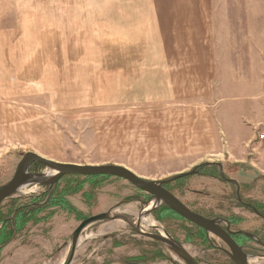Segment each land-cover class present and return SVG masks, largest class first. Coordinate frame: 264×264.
<instances>
[{
  "label": "rangeland",
  "instance_id": "rangeland-1",
  "mask_svg": "<svg viewBox=\"0 0 264 264\" xmlns=\"http://www.w3.org/2000/svg\"><path fill=\"white\" fill-rule=\"evenodd\" d=\"M27 152L58 163L117 165L154 182L218 165L238 190L191 174L188 187L218 201L231 186L238 194L248 185L242 198L264 204L257 169L264 157V0H0V185ZM29 172L50 171L32 164ZM76 182L80 191H69ZM57 186L83 219L60 209L39 214L3 249L0 264H67L82 221L110 212L135 226L145 203L112 176L63 177ZM52 192L29 185L11 198ZM202 199L191 193L185 200ZM234 213L246 233L264 230L253 211ZM152 214L155 226L141 222L140 230L164 232ZM129 223L86 226L69 264H125L150 251L156 241ZM183 247L198 264H230L221 252ZM163 251L166 260L144 264H183Z\"/></svg>",
  "mask_w": 264,
  "mask_h": 264
},
{
  "label": "trees",
  "instance_id": "trees-1",
  "mask_svg": "<svg viewBox=\"0 0 264 264\" xmlns=\"http://www.w3.org/2000/svg\"><path fill=\"white\" fill-rule=\"evenodd\" d=\"M204 168H207L208 170L206 172H199V169H203L199 167L198 170H196L195 174H191V176H200L202 178L215 180L221 185H227V183L222 181L223 179H225L224 175L223 178H220L221 175L218 165H205ZM191 176L186 175L181 178H174L172 180L164 181L163 188L169 193H171L173 196H175L191 212L200 215L206 219L222 218L226 220L229 223L230 231L234 233L232 239L236 242L238 246L244 248L245 242L249 239L241 235L239 232L246 233V231H244L245 229L241 228V225L245 222V220L239 214H235L234 209L248 211L251 210L253 212L255 211L254 213L258 216L259 221H264V204L254 205L251 202H247L242 198V190L246 191L247 188L250 189L248 185L241 186L240 192H238V194L235 193V187L231 186L230 188L233 189L230 195L221 196L219 197L218 201L213 199L206 200V198L211 197L206 195V193L202 191L190 189L188 187V177ZM65 177L69 178L79 176ZM109 178H111V176L83 177V179L93 180L97 182L105 181ZM62 180L63 178H61L55 185L49 187L53 190V192L49 196L43 193L36 197H31L27 201L14 200L10 197L6 200V202L0 204V254L2 253L3 249L12 241H14L16 236L20 232H22L29 224H34L41 220L42 218H40L38 215L41 213H45L47 210L60 209L64 213L74 215L76 219L80 221L83 219L81 213L76 212L65 197L69 191H80L82 184L76 182L69 187L68 192H58L56 188ZM177 181L178 183H176ZM135 191L138 194L143 195L142 198L145 202L150 198L149 195L139 190ZM191 193L203 197V199L199 203L186 202V197L189 196ZM84 195L85 197H90V194L84 193ZM131 201L133 200H128V202ZM152 215L158 223H165L166 227L164 229V232L177 244L197 246L203 251H210L215 249L210 243H208L205 233L202 229L190 224L189 222L178 216L175 212L170 210L167 206L161 205L160 208L155 210ZM263 226L264 224H261L260 228H262ZM262 233L264 235V230H253L251 234L257 236L259 240L264 243V236L262 235ZM217 242L219 241L217 240ZM219 243L220 245L217 244V253L221 252L218 248L224 246L223 244H221V241ZM113 245L115 247H121L123 244L118 241H114ZM152 246L153 248L151 247L152 249L150 251L145 252L140 257L129 258L125 264H144L147 259H149V261H151L152 259L166 260L164 259L165 254L163 249H165V251L167 252L168 249L160 246V244H158L157 242H154ZM228 263L231 264L229 260Z\"/></svg>",
  "mask_w": 264,
  "mask_h": 264
},
{
  "label": "water",
  "instance_id": "water-1",
  "mask_svg": "<svg viewBox=\"0 0 264 264\" xmlns=\"http://www.w3.org/2000/svg\"><path fill=\"white\" fill-rule=\"evenodd\" d=\"M32 164H40L45 169H48L50 172H29L30 166ZM193 173L194 172L188 174H181L179 175V178ZM220 175L223 178L221 168ZM65 176H112L126 181L137 190L151 196L150 201L142 203V214L138 216V220L136 221L135 226L129 223L127 217L111 216L110 212L95 215L82 221L72 234L71 251L67 264H69L73 258V253L80 232L90 224L105 220H121L126 223H129L133 227V230L136 234L144 238L154 240L166 246L168 250L171 251L176 257H178L184 264H196L193 258L185 251L183 247H181L179 244L169 238L163 231H159L157 227H155V229L159 231L158 234L145 233L140 230L142 219L146 216H150L161 205L167 206L170 210L175 212L184 220L202 229L206 234H210L220 240L228 248V251H225V253L234 264H247V260L249 257L245 255L242 252L241 248L237 246L235 242L231 239V232L229 231L228 226L226 230L221 228L220 224L225 223L224 220H208L203 218L202 216L191 212L175 196H173L171 193H169L163 188V182H154L142 179L130 170L117 165L97 166L58 163L51 160H47L32 152H27L18 162L12 178L4 185H0V204L11 196L19 194L20 190L26 186L39 185L42 187H51ZM223 180L235 186L238 190V183L236 181L226 179ZM150 204L151 206H149ZM145 208H148V210L143 212ZM239 233L250 239H256L254 236L249 235L247 233Z\"/></svg>",
  "mask_w": 264,
  "mask_h": 264
},
{
  "label": "flooded vegetation",
  "instance_id": "flooded-vegetation-1",
  "mask_svg": "<svg viewBox=\"0 0 264 264\" xmlns=\"http://www.w3.org/2000/svg\"><path fill=\"white\" fill-rule=\"evenodd\" d=\"M239 189V188H238ZM151 200V196H150V198L146 201V202H148V201H150ZM145 202V203H146ZM149 206H151V204L149 205ZM186 207V206H185ZM148 210V208H145L144 209V211L143 212H145V211H147ZM255 212V211H254ZM200 216V215H199ZM146 218H148V220L150 221V222H152L150 219H149V216H147ZM204 218V217H203ZM206 219V218H205ZM215 219H222V218H214V219H208V220H215ZM222 220H224V219H222ZM225 221V223H221L220 224V226H221V228H223L224 230H226V228H227V226H228V228H229V231H230V226H229V223L226 221V220H224ZM142 222H143V219H142ZM188 222V221H187ZM144 223V222H143ZM146 226H147V224L146 223H144ZM191 224V223H190ZM148 226H150V227H154L155 225H153V222L152 223H150ZM224 226V227H223ZM198 228V227H197ZM159 232V231H158ZM231 232V231H230ZM165 233V232H164ZM205 233V232H204ZM155 234V233H154ZM156 234H158V233H156ZM166 234V233H165ZM248 234V233H247ZM234 235V233H232L231 232V234H230V237H231V239H232V236ZM242 235V234H241ZM249 235H251V234H249ZM205 236H206V239H207V241H208V243H210L215 249H213V251H216V249H217V238H215L214 236H212V235H210V234H206L205 233ZM244 236V235H243ZM246 237V236H245ZM256 239H250V238H248V237H246L247 239H249L250 241H253V242H256L257 243V247H259V248H256V249H254V250H252V249H249V248H247V247H244V248H242V247H240L241 248V250H242V252L245 254V255H247L249 258H248V260H247V264H249L250 263V261L251 260H254L255 258H258V259H263L264 260V243H262L260 240H257V239H259L257 236H254ZM233 240V239H232ZM234 241V240H233ZM235 242V241H234ZM235 244H236V242H235ZM237 245V244H236ZM181 247H183L184 245H180ZM238 246V245H237ZM224 247L225 248H223V247H219L218 249L229 259V257L226 255V253H225V251H228V248L224 245ZM184 248V247H183ZM168 249V248H167ZM185 249V248H184ZM186 251V250H185ZM187 252V251H186ZM188 253V252H187ZM189 254V253H188ZM194 260V259H193ZM230 260V259H229ZM195 261V260H194ZM231 261V260H230ZM232 262V261H231ZM195 263L197 264V262L195 261ZM233 263V262H232ZM184 264V263H183ZM234 264V263H233Z\"/></svg>",
  "mask_w": 264,
  "mask_h": 264
},
{
  "label": "crops",
  "instance_id": "crops-1",
  "mask_svg": "<svg viewBox=\"0 0 264 264\" xmlns=\"http://www.w3.org/2000/svg\"><path fill=\"white\" fill-rule=\"evenodd\" d=\"M261 165L258 166V171L264 174V157L260 158Z\"/></svg>",
  "mask_w": 264,
  "mask_h": 264
},
{
  "label": "bare ground",
  "instance_id": "bare-ground-1",
  "mask_svg": "<svg viewBox=\"0 0 264 264\" xmlns=\"http://www.w3.org/2000/svg\"><path fill=\"white\" fill-rule=\"evenodd\" d=\"M52 173V172H51ZM53 174V173H52ZM149 208V207H148ZM147 217V216H146ZM146 217H144L143 218V222L144 223H146L147 224V226L150 224V223H152V222H150L149 220H148V218H146ZM150 227V226H149Z\"/></svg>",
  "mask_w": 264,
  "mask_h": 264
}]
</instances>
